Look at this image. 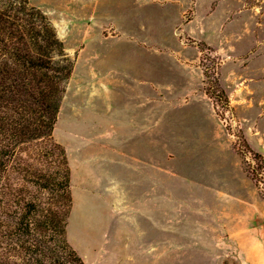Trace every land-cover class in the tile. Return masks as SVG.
<instances>
[{"label":"rangeland","instance_id":"rangeland-1","mask_svg":"<svg viewBox=\"0 0 264 264\" xmlns=\"http://www.w3.org/2000/svg\"><path fill=\"white\" fill-rule=\"evenodd\" d=\"M27 1L73 61L53 137L71 169L67 238L84 264H264V0H110L153 13L144 32L116 29L99 0ZM143 36L150 46L132 42ZM94 37L130 60L147 50L149 144L146 123L100 111L95 88L115 84L102 58L79 60ZM112 127L137 140L112 143ZM143 139L150 158L134 155Z\"/></svg>","mask_w":264,"mask_h":264},{"label":"trees","instance_id":"trees-1","mask_svg":"<svg viewBox=\"0 0 264 264\" xmlns=\"http://www.w3.org/2000/svg\"><path fill=\"white\" fill-rule=\"evenodd\" d=\"M73 61L27 0H0V264H84L67 238L71 169L54 125Z\"/></svg>","mask_w":264,"mask_h":264},{"label":"crops","instance_id":"crops-1","mask_svg":"<svg viewBox=\"0 0 264 264\" xmlns=\"http://www.w3.org/2000/svg\"><path fill=\"white\" fill-rule=\"evenodd\" d=\"M100 6H110L106 7V12H104L103 16L110 21V24L115 26L116 29L125 31L123 29L127 30H135V31H143L145 29H150V26H146V24H150L153 20L154 14L146 12L145 9L143 10L142 7L138 6L137 8H134L135 11L131 12L132 15H129L130 13H125L123 10L117 9L116 7L113 8V2L110 0H99L98 1ZM165 9L155 12L157 13V20L159 23H162L163 28H165L167 20L166 16L164 14ZM134 14L137 16L136 19L134 18ZM97 16H95L94 20H97ZM87 26L91 28H96L97 25H94L93 23H86ZM85 29V28H84ZM97 29V28H96ZM86 43L83 45L82 49L79 52V60H83L84 57L88 55H95L96 58H102V74L103 78L109 79L111 87H108L106 82L101 87H96L94 90V94L101 98V108L100 111H107L108 114H110L113 118L119 119L120 116H126L127 120L131 121V123H136L139 126H145V123L147 124V134H148V144L150 141V127H151V105L149 100V93H150V73H151V60L148 56L147 50H140L137 53V56L134 57V59L130 60V57L124 58V53L119 49L120 47H123L122 45L118 46V41L111 39V40H102L101 38H92V39H86ZM147 39L144 38L143 40L137 39L133 40L132 42L138 44V47L144 48L145 46H150V42L146 41ZM123 42V41H122ZM115 43V44H113ZM109 49L97 50L99 47H109ZM126 46V45H125ZM92 47H95L94 51H92ZM130 52V50H128ZM131 52H134L131 50ZM147 52V53H146ZM96 53V54H95ZM121 54V55H120ZM140 56H142L140 58ZM141 59L143 62L142 67H140L138 60ZM126 61L128 63H126ZM82 64V62H81ZM133 66V67H131ZM147 66V70L145 68ZM126 69H137L134 74V77L130 76L129 74H126ZM96 75V74H95ZM97 76V75H96ZM131 80L132 83L130 86H123L125 82H121L122 80ZM121 80V81H120ZM128 83V82H127ZM133 84H137L138 87H134ZM115 86V87H114ZM146 91V92H145ZM125 93H132L138 96V98L133 99L135 103H133V106H128L125 103H122L121 105H116L118 102V99H122L123 94ZM145 95L147 97H145ZM108 107H106V106ZM135 106V107H134ZM143 112H137L136 115L134 114L135 111ZM97 111V110H96ZM98 112V111H97ZM99 113V112H98ZM138 120L137 122L135 121ZM114 129L112 132V143H134L135 140L133 139L132 135H123V132L119 129ZM145 135V129L142 130ZM128 134V133H127ZM134 134V133H133ZM137 136L136 134H134ZM118 148V147H117ZM116 148V149H117ZM148 150L145 154V139L142 141V145L140 146V149L142 151H134V155L143 156L144 158H150V149L149 145L147 146ZM139 149V150H140ZM142 152V153H141Z\"/></svg>","mask_w":264,"mask_h":264}]
</instances>
